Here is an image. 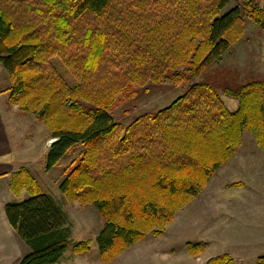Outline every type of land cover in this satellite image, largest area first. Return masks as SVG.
Segmentation results:
<instances>
[{
  "label": "trees",
  "instance_id": "obj_1",
  "mask_svg": "<svg viewBox=\"0 0 264 264\" xmlns=\"http://www.w3.org/2000/svg\"><path fill=\"white\" fill-rule=\"evenodd\" d=\"M231 1L0 0L9 102L56 139L45 153L47 170L81 147L59 188L69 201L98 210L102 262L149 233L164 234L235 156L246 131L264 151V76L229 82L217 65L244 36L246 19L264 30V0H242L222 13ZM165 79L186 85L183 94L127 125L115 121L113 109L133 90ZM221 94L238 99V108L230 110ZM10 187L27 194L5 204L31 247L19 264H54L70 247L91 250V239L69 237L67 214L29 168L13 172ZM186 246L194 257L203 251L200 242ZM206 264L236 262L221 254Z\"/></svg>",
  "mask_w": 264,
  "mask_h": 264
},
{
  "label": "rangeland",
  "instance_id": "obj_2",
  "mask_svg": "<svg viewBox=\"0 0 264 264\" xmlns=\"http://www.w3.org/2000/svg\"><path fill=\"white\" fill-rule=\"evenodd\" d=\"M241 1L232 0L222 13ZM55 62L59 64L58 59ZM217 65L225 68L229 82L264 76V30L246 19L244 36L231 45ZM60 70L65 72L62 67ZM8 79V73L0 64V87L5 92L4 100L10 103ZM185 87L167 79L138 86L113 109L112 115L115 121L127 125L139 114L170 105L183 94ZM221 97L230 110L238 108V99L224 94ZM12 109L14 116L20 113L19 122L16 121L19 142L15 141V145L20 146V160L24 164L30 162L28 165L43 190L51 194L67 214L69 237L75 242L92 240L89 252L78 254L70 247L54 264H206L210 257L221 254H229L236 264H258L259 257L264 255V151L250 131L243 134V143L235 156L222 165L195 198L176 212L164 234L149 233L115 260L105 263L100 259L96 243L103 226L98 210L91 204L69 201L59 188L65 167L79 154L81 147L47 170L45 153L52 143L48 127L33 113ZM235 182L242 184L234 185ZM188 242L202 244L199 256L190 254Z\"/></svg>",
  "mask_w": 264,
  "mask_h": 264
},
{
  "label": "crops",
  "instance_id": "obj_3",
  "mask_svg": "<svg viewBox=\"0 0 264 264\" xmlns=\"http://www.w3.org/2000/svg\"><path fill=\"white\" fill-rule=\"evenodd\" d=\"M4 93L0 87V264H19L24 255L31 251V247L12 227L5 212V204L21 200L27 195L26 191L21 196L13 193L10 187L11 174L21 166L28 167L32 173L33 171L28 165L30 162L24 164L20 160V146L15 145V141L19 142V123L16 121L19 122L20 113L16 111L17 116H14L12 108L18 110V106L4 100Z\"/></svg>",
  "mask_w": 264,
  "mask_h": 264
},
{
  "label": "water",
  "instance_id": "obj_4",
  "mask_svg": "<svg viewBox=\"0 0 264 264\" xmlns=\"http://www.w3.org/2000/svg\"><path fill=\"white\" fill-rule=\"evenodd\" d=\"M56 139L52 138V142H54Z\"/></svg>",
  "mask_w": 264,
  "mask_h": 264
}]
</instances>
